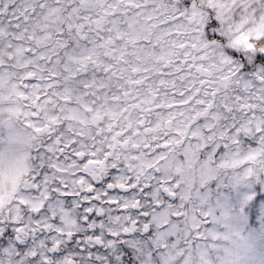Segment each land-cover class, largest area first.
Wrapping results in <instances>:
<instances>
[{"label": "snow or ice", "instance_id": "1", "mask_svg": "<svg viewBox=\"0 0 264 264\" xmlns=\"http://www.w3.org/2000/svg\"><path fill=\"white\" fill-rule=\"evenodd\" d=\"M0 264H264V0H0Z\"/></svg>", "mask_w": 264, "mask_h": 264}]
</instances>
